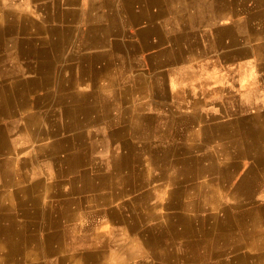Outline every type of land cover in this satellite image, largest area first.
I'll return each mask as SVG.
<instances>
[{"label":"bare ground","instance_id":"6f19581e","mask_svg":"<svg viewBox=\"0 0 264 264\" xmlns=\"http://www.w3.org/2000/svg\"><path fill=\"white\" fill-rule=\"evenodd\" d=\"M76 1L72 0L69 5L76 4ZM1 2L2 0L0 5ZM51 2L52 5L46 2L47 6L39 10L42 19L49 18L53 13L51 7L54 2ZM228 3L229 0H211L210 5L203 6L200 1H191L187 8L188 16L191 17L189 21L192 24L198 23V29L193 35L194 39L200 41L197 43L206 52L227 49L220 55L227 57L232 54L235 60L238 59L233 63L236 67L230 65L219 69L220 67L213 66L217 71L209 72L208 63L203 62L195 67L198 73L192 71V77L188 73L189 68L180 65L173 73L191 81L185 82L187 87L183 90L163 91L157 83L159 76L154 75L146 76L147 87L141 86L143 78L137 77L136 89L121 91L124 97L136 98L139 103L147 99L167 100L163 107L160 106V124H155L154 121L156 106L144 104L133 107V111L143 119L139 124L120 122L115 128L105 130L96 123L91 113L86 116L85 123L59 122L55 127L53 124L54 130L60 133L63 129L71 127L73 130L76 128V132H82L85 127L81 137L74 135L60 138L61 145L65 146L68 152L73 150V155H60L57 164L61 167L60 164L63 163L67 170L71 168L75 173L73 181L77 183L72 188L71 201L67 199L69 201L53 204L55 222L61 221L59 208L66 206L69 213L65 217L67 220L73 219V228L78 225L82 230L87 227L83 224V213H89L88 227L94 235V240L93 243H85L83 235L72 238L71 228H68L66 235L60 237L55 244L52 253H55L56 258L48 261V264L79 262L71 255L62 257L57 253L66 240L71 244V249L81 254L84 259L81 264H116L120 259L133 256H137L134 264H264V40H259L257 45H253L250 37L257 31L264 34V0H231L229 5L237 6V11H233L234 15H240L242 19H234L231 25L218 26L209 32L204 31L201 28V24L205 22L204 18L213 15L208 9L209 6L216 9ZM30 5L37 9L35 1L30 2ZM105 6L107 11H110L111 24L140 23L159 18L166 13L160 0H119V3H105ZM133 6L140 7L137 15ZM24 8L26 7L10 11L0 10V37L3 36V30L9 32L15 29H32V22L22 17L26 12L22 11ZM57 13L58 16L64 15L61 11ZM7 16H14V22L2 27V22ZM159 29L157 26L150 35L154 33L160 36ZM226 32L229 35H224ZM101 35V29L90 28L87 38ZM179 39L178 36L173 37L175 43ZM29 44L21 41L18 46L21 50L30 49L32 46ZM181 46L182 44L178 45L170 54V60L175 65L180 62L178 57L181 54ZM250 53L251 58L257 57L256 60L260 63L256 67H252L251 61L249 63V60H246ZM161 56V52L151 55L154 65L163 64ZM88 65L92 67L91 63ZM59 74L61 77L64 75L62 72ZM160 79L163 81L164 77ZM207 84L218 85V89H211ZM1 88L4 87H0V90ZM14 98L17 99L18 96ZM251 107L255 110L251 111ZM79 110L86 114V109ZM66 116L68 117V113ZM139 130L144 139L136 138ZM176 152H179L177 156ZM82 165L88 167L77 171V166L83 167ZM63 184L58 181L56 195L67 193L68 186ZM82 185L84 189L92 192L88 200L86 193L83 196L80 193ZM126 193H130L129 198H125L129 195ZM118 198H121V201L115 204ZM223 199L228 201L224 202ZM249 200H255L252 209L255 210L256 216L252 223L238 228L239 220L235 212L238 208L246 207ZM197 209L198 216H195V219L198 221L194 222L191 213ZM104 218L110 219L112 223L101 222ZM121 226L127 229L131 235L130 239L136 243L135 246H126L119 240ZM1 233L0 229V238H4L8 246L4 253L5 258L14 255L15 264H24L23 256L21 257L15 244L20 240L25 242V235ZM104 233H108V236ZM47 240L51 242L49 238ZM88 244H92L94 249L87 250ZM107 248L116 249L117 254L113 255ZM103 249L106 251L104 257L101 253ZM30 253L28 251V254ZM1 261L3 260L0 259V264H3Z\"/></svg>","mask_w":264,"mask_h":264},{"label":"crops","instance_id":"0c3cea01","mask_svg":"<svg viewBox=\"0 0 264 264\" xmlns=\"http://www.w3.org/2000/svg\"><path fill=\"white\" fill-rule=\"evenodd\" d=\"M33 1L37 3V9L30 5V2ZM42 1L2 0L0 5V10L4 11L26 7L22 9V11L26 10L22 17L32 22V29L25 28L23 31L15 29L9 32L3 30V36L0 37V87H4L1 88L2 91L0 90V119L2 118L0 120V229L2 230L1 234L10 233L17 236L22 233L25 235L24 237L27 238L25 242L20 240L15 244L16 248L20 250L21 257L23 256L22 261L24 264H48V261L53 260L54 257L56 258L55 253H52L56 247L55 244L58 239L60 240V237L64 234L66 235L65 232L68 228H71L72 238L83 235L85 243H93L94 240V235L88 227L89 213L82 212L85 217L83 224L87 226L82 230L79 229L78 225L75 226L77 229L73 228V219H71L72 221L67 220L65 215H68L69 209L66 206L59 208L58 213L61 216V221L59 223L55 222V215H53L55 205L53 204L60 201H71L72 188L77 183V181H73L75 173L71 168L67 170L63 163L60 164L62 165L61 167L57 164L60 155H73V150L68 152L66 147L61 145L60 138L63 137L65 139L67 136L74 135L81 137L85 127L82 128V132H76V128L73 130L71 127L63 129L60 133L58 130H54L53 124L55 127L56 123L59 122L73 123L78 121L85 123L86 116H89L90 113L96 123L105 130L115 128L120 122L142 123L143 119L133 111L134 106L144 104L163 107V103H166L167 100L147 99L139 103L136 98L124 97L121 91L123 89H136L137 77L143 78L141 86L144 87H147L148 83L145 80L146 76L153 77L157 75L159 76L157 83L163 91L183 90L187 87L186 83L191 81L185 80L181 75L174 74L176 67L182 65L189 68L188 73L193 77L192 71L198 73L195 67L200 65L199 63H208V71L211 72L213 70L217 71L214 67H220L219 69L227 68L233 65L234 61H238V59L235 60L232 57V54L227 57L220 55L227 49L206 52L197 43L200 41L193 38L194 32L198 29V23L192 24L189 21L191 17L188 16L187 4L191 1L198 3L200 1L201 5L206 6L211 4V0H160L163 10L166 11L164 15L156 19H148L132 24H111L109 22L110 11H107L105 3H113L114 5L119 3V0H77V3L73 5H69L72 0ZM51 1L54 2L51 7L53 13L50 14L49 18L42 19L39 16V10L47 6L46 2L52 5ZM230 2L231 0H229ZM229 3L216 9L209 6L208 9L213 12V15L212 17L204 18L205 22L201 24V28L209 32L218 26L231 25L234 19H242L240 15H234L233 13L237 6H230ZM57 11L63 12L64 15L58 16ZM133 11L137 15L140 12V7L133 6ZM14 18V16H7L4 21L2 20V27L7 24H13ZM157 26L160 27L161 35L158 36L154 33L150 35V32ZM90 28L101 29L102 35L100 37L90 36L87 38ZM139 33L146 35H140ZM224 35H229V33L226 32ZM174 36L180 38L177 43L173 40ZM231 36H234L233 33ZM257 36L261 40V33L258 31L250 35L253 45H257L260 42L257 40ZM18 39L30 43L29 45L32 47L21 50L18 46L21 41H18ZM181 44V54L178 57L180 62L175 65L170 60V54ZM149 50L152 51L149 52ZM157 52H161V59H163V64L159 66L154 65L150 58L151 55ZM56 57L59 58L57 59ZM248 57L246 60H249V63L251 61L252 67L260 64L256 60L257 57L253 56L251 58V53ZM88 63H91L92 67H89ZM233 66L236 67L237 65ZM249 67L247 66V68ZM61 72L64 74L62 77L59 74ZM203 74L207 75L201 73V75ZM162 76L164 77L163 81L160 79ZM105 79L107 80L105 81ZM207 85L211 89H218V85ZM226 94L229 95V93ZM14 96H18V98L15 99ZM79 104L80 106H77ZM107 107L119 108L114 113L118 121L111 128L104 124L107 113L105 108ZM82 108L86 109V114L84 111L79 110ZM251 110L255 109L252 108ZM67 113L68 117L66 116ZM141 134L139 135L138 132L136 138L144 139L145 137ZM2 165L4 166L2 167ZM82 166H77V171L88 167ZM59 170H62V172ZM70 170L71 172L69 173L68 171ZM58 181H62L63 185L66 184L68 186L67 193H62L59 196L56 195ZM81 188L82 191L80 193H82V196L86 193L87 200L90 199V193L92 192L89 189H84L83 185ZM126 194L129 195L125 198H129L130 193ZM120 201L121 198L116 199L115 204ZM1 219L4 221L3 223ZM110 221L108 218L101 220V222H107L108 224L112 223ZM8 225L10 228L7 229ZM120 229L119 240L124 242L126 246H135L136 243L133 242V239H130L131 235L126 231L127 229L124 226H121ZM104 234L108 236V233ZM48 238L52 243L47 240ZM70 246L71 244L66 240L61 245L60 251H57L59 256L71 255L75 260L79 261L77 264L83 263L84 259L79 251H74ZM87 247H85L87 250L94 249L92 244H88ZM107 249H110L113 255L117 254L116 249ZM7 250L6 240L0 238V259L3 260L1 263L15 264L16 257L14 255L7 259L5 258L4 253ZM28 251L31 253L28 254ZM101 253L103 254L102 257H104L106 251L103 249ZM135 257L137 258V256ZM135 257L120 259L116 264H134Z\"/></svg>","mask_w":264,"mask_h":264},{"label":"rangeland","instance_id":"374dc122","mask_svg":"<svg viewBox=\"0 0 264 264\" xmlns=\"http://www.w3.org/2000/svg\"><path fill=\"white\" fill-rule=\"evenodd\" d=\"M251 3V1H249ZM260 37L258 36V40ZM261 40H264V34L261 33ZM264 52V49L262 50ZM261 51V52H262ZM262 52V53H263ZM254 106V105H253ZM158 108V109H157ZM253 108V107H251ZM106 109V116H105V120H104V124L105 126H107L108 128H111L115 125V123L118 121V118H116V116L114 115L115 111L116 110H119V108H111V107H107L105 108ZM162 111V107L160 106H157L156 107V118H155V124H160L159 122H161V117H160V113ZM252 111V110H251ZM112 117V118H111ZM114 118V119H113ZM139 123V122H138ZM141 131L139 130V135H140ZM210 144H211V141H210ZM210 148V147H209ZM207 148V149H209ZM179 154V152H176L175 156H177ZM222 201L224 202H227L228 200L226 199H223ZM253 201L255 200H249L247 203H246V207H241V208H238L237 211L235 212L238 220H239V225H238V228H243L245 225H247L248 223H252L253 222V218L256 216L255 214V210L252 209L253 206H254V203ZM198 212V209L195 210L194 212H192V216H194L193 218V221L194 222H197L198 220L195 219V216H198L197 213ZM248 252V251H247ZM250 253V252H248Z\"/></svg>","mask_w":264,"mask_h":264}]
</instances>
